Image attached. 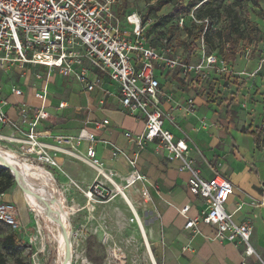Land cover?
<instances>
[{"label": "built area", "instance_id": "built-area-1", "mask_svg": "<svg viewBox=\"0 0 264 264\" xmlns=\"http://www.w3.org/2000/svg\"><path fill=\"white\" fill-rule=\"evenodd\" d=\"M118 1L0 0V151L13 152L17 160L45 170L57 168L56 155L69 152L62 147L76 148L68 136L54 137L53 144L40 139L47 135L46 131L39 130V125L49 118L46 99L49 79L53 75L71 79L86 92L111 84L116 89L121 108L143 121V131L139 135L123 133L136 149L129 164L135 165L147 143L157 142L168 162L179 161L180 170L188 172V192L203 201L204 207L195 218L186 220L184 230L198 233L197 223L212 227L215 239L241 247L240 264H249L248 260L264 264L251 245V223L248 220L236 223L233 214L225 209L235 193L234 186L218 174L209 179L201 177L189 157L186 141L176 138L165 127L167 122L173 124V120L168 118L161 102L164 93L160 79L165 73L178 72L190 86L198 87L213 73H224L229 78L235 74L233 69L223 58L206 51L203 36L189 61L175 54L169 39L161 40L158 47L151 46L147 33L154 20L132 12L125 15L123 22L115 10ZM185 25V19L180 17L178 26L183 28ZM27 67L46 69L45 74L36 75L40 80L45 78L43 85L33 93L36 105L25 101L24 91L18 85L10 84L5 90L2 84L3 77L17 71L22 75ZM261 69L259 63L248 73L243 70L236 75L254 78ZM186 105V111L192 112L194 101L189 99ZM64 107V103L59 104L60 109ZM8 109L15 112V118L9 115ZM107 124L108 121L103 120L94 126L99 129ZM86 140L90 145L86 148L85 158L92 168H101L93 147L95 135L89 133ZM76 152L69 154L79 156ZM113 155L116 156V152ZM1 165L0 160V168ZM144 180V176L134 173L132 184ZM94 184L92 193L97 194L98 185ZM3 196L0 194V224L17 231L20 227L17 210L4 202ZM245 205L264 208V185L258 199L237 202L236 211Z\"/></svg>", "mask_w": 264, "mask_h": 264}, {"label": "rangeland", "instance_id": "rangeland-1", "mask_svg": "<svg viewBox=\"0 0 264 264\" xmlns=\"http://www.w3.org/2000/svg\"><path fill=\"white\" fill-rule=\"evenodd\" d=\"M159 1L161 0H119L115 10L118 11L123 22L125 15L132 12L143 18L153 19L154 25L147 33L149 44L158 47L161 40L169 39L175 54L186 58L187 61L192 60V55H195L198 41L193 39L199 26L208 25L207 35L212 42L205 39L206 51L221 58L223 54L229 52L227 40L232 37L233 29L242 33V40L235 50L236 59L230 62L223 58L235 74L228 78L224 73H213L205 83L201 84L205 88H210V98H216L220 102L217 106L219 111L215 113L221 115L223 109V112L226 111L231 118L237 119L236 122L231 123V126L240 125V130L250 135L255 149L250 154V159H247V165L252 172L259 175L262 185L264 183V0H260L257 5H253L249 0H166V4L159 11L147 14V8L150 5L155 6ZM180 17L186 22L183 28L178 26ZM259 63L262 69L254 78L236 75L243 70L248 73L255 64ZM29 68L30 75L23 76L25 79L21 76L17 78L21 86L27 84L29 87H34L35 82L38 85L41 81L36 77V72L42 71L43 74L46 72L45 68ZM156 74L159 75L158 72ZM13 79L14 76L11 75L10 80ZM163 79L185 85L184 78L178 72L165 73ZM55 82L50 84L46 98L49 112L54 111L58 105V98L51 93V89L56 90L57 82H64L65 90L69 91L67 101L70 107L65 110V117L73 114L81 105H85L86 95L74 90V88H82L80 84L60 77ZM71 89H73L72 93H70ZM240 89L243 90L241 94ZM190 113L192 114L193 111ZM168 118H173L172 113L168 114ZM44 123L47 122H40V124ZM71 138L76 150L69 146L62 148L69 152L82 151L85 157L86 148L90 143L83 137ZM242 142L245 143L247 140ZM97 143L100 141H96L94 145ZM114 152L111 151L109 158L100 159L105 176L89 165L94 170L95 176L86 184L75 183L72 179H67L68 182L65 183L57 180V175L60 172L64 173L62 165L63 157H68L66 153L56 155L58 168L48 169L60 192L65 206L63 211L68 212L71 264H153L144 240L138 232L135 217L127 202H124L123 195L117 191L118 188L122 192L125 188V191L135 188L143 195L142 188L137 186L138 181L130 185L127 183V178L134 174L127 159L124 161L128 172H121L114 167V163L120 158L117 153L114 156ZM10 154L15 158V153ZM69 158L73 159V157ZM15 179L13 177L11 188L5 192V195H9L4 202L12 204L17 210L20 227L17 231H12L0 224V263L58 264L60 246L53 234L54 225H58L59 222L53 218L48 223L43 215L38 214L27 202L21 184ZM93 183L98 185L97 194L92 193ZM50 206L49 211H53V207ZM138 209L139 215L145 209L141 205V198ZM61 212L60 210L58 214H62ZM9 234L15 235L18 243L5 249L2 244L3 239ZM114 252L123 256L117 257Z\"/></svg>", "mask_w": 264, "mask_h": 264}, {"label": "crops", "instance_id": "crops-1", "mask_svg": "<svg viewBox=\"0 0 264 264\" xmlns=\"http://www.w3.org/2000/svg\"><path fill=\"white\" fill-rule=\"evenodd\" d=\"M29 70L31 69L27 67L22 75L17 71L13 74V80H10L11 75L3 77L2 84L5 90L10 84L18 85L24 91L25 101L30 105H36L33 93L43 85L44 78L39 79L41 83L38 85L35 82L34 87L27 84L21 86L17 79L19 76L25 79L26 75H30ZM163 77L160 79L164 93L161 100L162 108L165 113H172L173 116V124L167 122L165 127L176 138L186 141L189 157L201 177L209 179L218 174L234 186L235 193L227 201L225 209L233 214L236 223L244 220L251 223L253 228L251 245L264 261V208H251L245 205L240 211H236L237 202L248 201L250 198L258 199L261 186L264 185V183L260 185L259 175L252 172L247 165V159H250V154L255 149L250 135L243 133L240 125L231 126L237 119L231 118L223 109L221 115L215 113L219 111L217 106L220 102L216 98H210V88L203 85L190 86L186 80L185 85H182ZM58 78L59 76L53 75L49 79L52 81L47 84V95L50 84L56 83L55 80ZM56 85V90L51 89V93L58 98V105L52 112L47 110L49 118L44 121L47 123L39 125V130L47 133L40 139L53 144V138L57 136H79L86 139L87 135L92 133L96 137L95 142L100 141L95 145V142L93 143L97 157L109 158L111 151H115L120 158L114 163V167L121 172H128L124 160H132L136 149L129 144L123 133L129 132L133 135L142 133V119L128 114L121 108L116 89L111 84H105L104 88L97 87L92 92L74 88L79 93H84L87 101L73 114L65 117V110L70 107L67 101L69 91L65 90L64 82H57ZM242 91L240 89V94ZM72 92L73 89L70 93ZM188 99L195 103L192 114L186 111ZM12 101L15 99L12 98ZM60 103H64L65 107L60 109ZM7 112L15 118L13 110L8 109ZM103 120H107L108 124L97 129L94 123ZM3 133L7 131L3 130ZM242 140L247 142L243 143ZM79 154V156L68 154V157L66 155L63 157L64 173L60 172L57 180L65 183L68 182L67 179H72L75 183L86 184L94 178L95 172L90 168L84 153L80 151ZM131 169L145 178L144 181H138L137 185L142 188L143 195L139 189L131 188L125 191V188L123 195L130 205L124 198L123 200L136 219L138 232L144 240L153 264H240L241 247L215 239L214 228L197 223L198 233L184 230L186 220L195 218L204 207V203L188 192L189 174L180 170L179 161L168 162L166 153L157 142L147 143ZM95 170L105 176L103 169ZM8 195L4 194L3 201L8 199ZM140 198L141 205L145 207L141 215L138 213ZM248 263L254 264L252 260H248Z\"/></svg>", "mask_w": 264, "mask_h": 264}, {"label": "bare ground", "instance_id": "bare-ground-1", "mask_svg": "<svg viewBox=\"0 0 264 264\" xmlns=\"http://www.w3.org/2000/svg\"><path fill=\"white\" fill-rule=\"evenodd\" d=\"M65 153L69 154L70 152ZM16 159V155L14 158V155L10 153H3L0 151V160L2 161V164L10 167L14 177L21 184L23 192L25 194V198L29 205L38 214L43 215L48 223L49 220L53 218L57 219V221L59 222L58 225H54L55 233L53 234L55 241L60 246L61 254L60 259L57 262L58 264H71L72 256L70 252L67 224L68 212L67 210L63 211V209H65V206L60 197V192L57 190L56 184L54 183L51 175L48 173V170L35 168L27 161H19ZM96 169L102 170L100 167ZM132 180L133 174H131L127 178V183L129 185L132 184ZM117 191L123 195L122 190L118 188ZM123 197L125 201L130 205L124 195ZM49 205L53 207V211H49ZM60 210L62 211V214H58ZM114 254L117 257L123 256L118 252H114Z\"/></svg>", "mask_w": 264, "mask_h": 264}, {"label": "trees", "instance_id": "trees-1", "mask_svg": "<svg viewBox=\"0 0 264 264\" xmlns=\"http://www.w3.org/2000/svg\"><path fill=\"white\" fill-rule=\"evenodd\" d=\"M124 1V0H123ZM253 5H257L260 0H249ZM166 0L159 1L155 6L150 5L147 8V14H151L153 12H157L161 9L162 6L166 4ZM208 26V25H207ZM204 27L203 25L198 27V31L196 35H194L195 41H198L201 36H203V40L206 42H212L211 39L207 35L208 27ZM206 39V40H205ZM242 40V33H239L237 30L233 29L232 37H229L227 40V45L230 48L229 52L223 54V58L227 61H234L236 59V47L239 41ZM222 54V51L220 52ZM13 183V176L9 170L0 168V194H5V192L11 188ZM17 238L13 234L6 235L3 239V247L6 249L10 246H15L17 244ZM2 264V262L0 263Z\"/></svg>", "mask_w": 264, "mask_h": 264}, {"label": "water", "instance_id": "water-1", "mask_svg": "<svg viewBox=\"0 0 264 264\" xmlns=\"http://www.w3.org/2000/svg\"><path fill=\"white\" fill-rule=\"evenodd\" d=\"M34 167H35V168H38V169H43V170H44V168H42V167H40V166H34ZM1 168L6 169V170H9V171L11 172L12 176L14 177V175H13V173H12L10 167H8V166H6V165H1ZM52 176H53V175H52ZM14 178H15V177H14ZM15 180H16V179H15Z\"/></svg>", "mask_w": 264, "mask_h": 264}]
</instances>
